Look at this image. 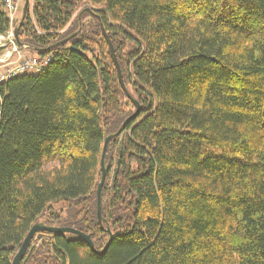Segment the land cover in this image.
Wrapping results in <instances>:
<instances>
[{
	"label": "trees",
	"instance_id": "16d2710c",
	"mask_svg": "<svg viewBox=\"0 0 264 264\" xmlns=\"http://www.w3.org/2000/svg\"><path fill=\"white\" fill-rule=\"evenodd\" d=\"M100 24L140 106L101 224L135 107ZM18 39L51 61L0 84V264L40 219L113 239L37 233L21 264H264V0H29Z\"/></svg>",
	"mask_w": 264,
	"mask_h": 264
},
{
	"label": "water",
	"instance_id": "95a60500",
	"mask_svg": "<svg viewBox=\"0 0 264 264\" xmlns=\"http://www.w3.org/2000/svg\"><path fill=\"white\" fill-rule=\"evenodd\" d=\"M28 5H29V0H23V5H22L20 18L18 20V23L14 27V37H15V41H16L18 46H19L18 33H19V30H20V28H21V26H22V24H23V22L25 20V17H26V14H27V10H28ZM85 12L92 13L90 8H86L82 12H80V14L77 17L78 23H79L78 31L73 33V34H71L67 38L61 40L60 42H58L56 44V46H60L62 44L67 43L71 38H73L80 31V29H81V16ZM100 28H101L102 36L104 37V39L106 40V42L108 44V47H109V50H110V54L112 56V60H113L114 66H115L116 71H117V77H118L119 85H120L122 91L124 92V94L126 95V97L128 98V100H130V102L135 107V113L123 123V125L120 127V129L116 133L107 136L105 138V140H104L102 154H101V159H100L101 178H100V181H99L98 186H97V205H96L97 220L101 224L102 223L101 193H102L103 185H104V182L106 180L107 171H108V167H107V165H105V155H106L107 146H108V143L114 137H116V136H118V135H120L122 133V131H123L124 127H125V124L129 120H134L139 115L140 106H139L138 102L127 91V89L125 87V84L123 82V78H122V75H121V72H120V68H119V64H118L117 58L115 56L113 45H112V43H111L106 31L104 30V28H103V26L101 24H100ZM21 47L28 48L27 45H22ZM103 229L108 234L109 240L105 244V246L103 247V249L101 251H96L90 236L84 234L83 232H80L79 230H76L74 228H67V227H51V226H46V225L40 224V223L39 224H34L30 228L25 240L23 241V243L20 246L18 252L14 256V258L12 260V264H21L22 261L25 258V255L31 253L32 248L30 247V244H31V241H32L34 235L37 234V233H44V232L53 233V234H71V235L77 236L80 239H82L90 247V249H91V251L93 253H95L97 255H103L106 252V250L108 249V247H109V245H110V243L112 242V239H113V236H112L110 230L108 228H103Z\"/></svg>",
	"mask_w": 264,
	"mask_h": 264
},
{
	"label": "built area",
	"instance_id": "2783aa9c",
	"mask_svg": "<svg viewBox=\"0 0 264 264\" xmlns=\"http://www.w3.org/2000/svg\"><path fill=\"white\" fill-rule=\"evenodd\" d=\"M22 0H1V4L9 19V29L0 34V84L31 72H40L51 61V55L32 58L22 51L25 47L17 45L14 37V26L19 16Z\"/></svg>",
	"mask_w": 264,
	"mask_h": 264
},
{
	"label": "rangeland",
	"instance_id": "374dc122",
	"mask_svg": "<svg viewBox=\"0 0 264 264\" xmlns=\"http://www.w3.org/2000/svg\"><path fill=\"white\" fill-rule=\"evenodd\" d=\"M22 5H23V0L21 1V10H22ZM20 10V11H21ZM20 13V12H19ZM20 15H21V13H20ZM19 15V16H20ZM18 16V18H17V20L20 18ZM17 20H16V22H17ZM16 24V23H15ZM23 52V54H25L26 56H30V57H32V58H36L37 56L35 55V54H33V53H30L29 51H27V49H26V51H22ZM0 55H1V53H0ZM30 74H33V75H37L38 73H34V72H32V73H30ZM212 152H215L216 154H220V152L217 150V151H215V150H211ZM237 159H239V160H242V157L241 158H237ZM60 206V205H59ZM59 206H57V207H59ZM56 206H54V208H57ZM41 222H42V220L40 219L39 220V223L41 224ZM49 226H51V227H59L56 223H52V224H50Z\"/></svg>",
	"mask_w": 264,
	"mask_h": 264
}]
</instances>
